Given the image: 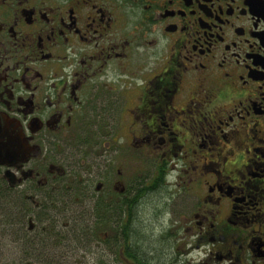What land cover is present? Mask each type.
<instances>
[{
	"label": "flooded vegetation",
	"instance_id": "obj_1",
	"mask_svg": "<svg viewBox=\"0 0 264 264\" xmlns=\"http://www.w3.org/2000/svg\"><path fill=\"white\" fill-rule=\"evenodd\" d=\"M0 185L23 245L68 195L167 215L180 264H264V0H0Z\"/></svg>",
	"mask_w": 264,
	"mask_h": 264
},
{
	"label": "rangeland",
	"instance_id": "obj_2",
	"mask_svg": "<svg viewBox=\"0 0 264 264\" xmlns=\"http://www.w3.org/2000/svg\"><path fill=\"white\" fill-rule=\"evenodd\" d=\"M60 202V205H62L63 202L66 204L64 210H62L64 212H67L66 216L71 215L75 220V222H73L71 217L60 219L59 224L62 228H64L62 224L64 222H67V220H71L70 225H75L79 221L82 226L88 225V227H90L89 224L93 222L90 218L94 219L96 213H91V215H89L86 212H83L80 205L74 204L73 208L76 207L75 210L72 208L73 213L68 214L69 205L72 204L71 197L67 195L66 198L61 199ZM81 205L83 206V204ZM4 210H7L6 205H0V264H23L26 261H28V264H42L46 263V260L49 256L50 258L53 257V255L51 254V249L48 247V245L44 246L39 241L42 238V243L48 242V244H51V242H54L53 238L50 237V240H47L43 235L35 238L34 242L23 245V240L20 239L21 237L15 234L16 231H19V229H17L16 226H11L10 224L4 222ZM77 214H80V217L77 216ZM162 217L163 218H161L160 221H157L154 216L150 214V210L142 209L138 213V218L135 219L133 225L134 227H136V229H138L143 240L141 242L145 243L144 247L148 251V255L152 259V262L154 264H180V259H184L185 257L182 254L175 255V253L173 252L174 249L170 244V240L167 238L166 232L168 217L165 214ZM104 220H106V218H104ZM107 222L108 225H105L104 227L101 225L102 229L97 233L101 234V237L103 241H105V243L106 239L110 240L111 237H113V228L117 227V225L113 227L114 223L112 221L107 220ZM103 241H89L87 245L88 247H90V253L84 252L82 246H80L78 249L68 246L70 247L68 250L65 248L67 250L68 259L66 261H63L64 264H96L94 260L97 259V257L101 253L99 252V248H103L105 246V243ZM28 244L31 246V248ZM146 245L149 246L146 248ZM62 249V246H60L59 249L54 248L53 251L55 253H59L62 252ZM101 251L105 252V255L102 257L106 258L105 261L107 264H121L120 262L112 259L111 253L108 252L107 249H105V251L104 249H102ZM191 255L194 258H198V256H201V250L198 248V250L196 249L192 251Z\"/></svg>",
	"mask_w": 264,
	"mask_h": 264
},
{
	"label": "trees",
	"instance_id": "obj_3",
	"mask_svg": "<svg viewBox=\"0 0 264 264\" xmlns=\"http://www.w3.org/2000/svg\"><path fill=\"white\" fill-rule=\"evenodd\" d=\"M2 191L3 190L1 189L0 205L3 204L6 205L7 207V210H4L5 211V216L3 218L4 222L12 226H17V224L22 221V218H24V213H23L24 207H22L20 204L18 205L13 203V197L9 196L7 192L3 193ZM50 208H47V205L44 206L45 210L46 209L49 210ZM44 209L41 212L47 213V211H45ZM55 210L61 214L65 213L64 211H62L63 209L57 208V205L55 207ZM45 218H46V214H45ZM45 218H43V220H45ZM93 220H94V226L92 228L93 235L88 231L87 225L82 226L79 223V221L75 225L73 224L67 226V228L52 226L51 227L52 232H49L47 230L45 232L46 239L50 240L51 237L54 239V242H51V244H48V242L41 243L44 246L48 245V247L51 249V254L53 255L52 258H50V256L47 258L45 264H64L63 261H66L68 259L67 250L70 248L68 246L74 247L76 249L82 246L84 252L90 253V247H88L87 244L89 243V241L92 240L103 241L101 234H97V233L102 229L101 228L102 226L104 227L106 225L104 216L101 213L95 214ZM116 222L118 223V220H116ZM113 230H114L113 237H111L110 240L106 239V243L105 241H103L105 243V246L103 248L102 247L99 248L100 249L99 252L101 253L97 257V259L94 260L96 264H107L105 261L106 258L102 257L105 255V252L101 251L102 249H104V251L105 249H107V251L111 253L112 259L120 262L121 264H154L152 262V259L148 255V251L144 247L145 243L141 242L143 240L136 227L134 226L129 227L128 225L126 227H123V229L122 228L120 229L119 227H114ZM60 246H62L63 248L62 252L55 253L53 251L54 248L59 249ZM148 246L149 245H146V248Z\"/></svg>",
	"mask_w": 264,
	"mask_h": 264
}]
</instances>
